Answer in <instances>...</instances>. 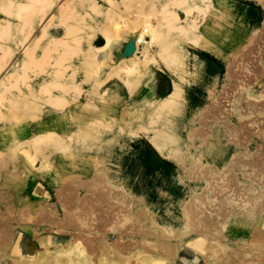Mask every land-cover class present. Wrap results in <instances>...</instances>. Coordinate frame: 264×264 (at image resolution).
<instances>
[{"label":"rangeland","instance_id":"374dc122","mask_svg":"<svg viewBox=\"0 0 264 264\" xmlns=\"http://www.w3.org/2000/svg\"><path fill=\"white\" fill-rule=\"evenodd\" d=\"M43 29L45 41L27 54L25 44ZM141 33L147 42L128 57L148 63L146 70L137 66V74V67H125V55ZM24 53L0 92V214H33L39 202L57 203L54 183L82 181L93 188L102 180L135 215L145 212L143 228L176 236L180 249L193 251L184 252L189 264H215L225 255L264 264V251L248 248H264V211L250 215L254 224L242 216L249 208L243 198L264 202V165L260 179L240 181V195L225 180L239 173V153L251 157L259 149L264 155L258 127H264V113L242 106L264 103V0H0L1 76L7 74L3 66ZM175 81L188 112L148 113L145 106L156 101L151 98L165 97ZM125 107L133 112L122 115ZM242 114L258 133L239 146L234 134L244 133ZM175 124L184 127L178 142H164L163 132L173 136ZM155 138L171 153L161 152ZM175 151L183 163L171 157ZM5 197L17 203L4 209ZM196 211L217 225L207 222L210 231L199 230L191 220ZM25 227L19 234L45 228ZM117 238L108 233L109 241ZM178 261L161 257L154 264H183ZM11 262L0 258V264Z\"/></svg>","mask_w":264,"mask_h":264},{"label":"bare ground","instance_id":"6f19581e","mask_svg":"<svg viewBox=\"0 0 264 264\" xmlns=\"http://www.w3.org/2000/svg\"><path fill=\"white\" fill-rule=\"evenodd\" d=\"M29 20L31 19L29 18ZM144 31H147L149 33L153 32V30L149 27L145 28ZM32 33L33 32H31V34ZM47 33L48 32L43 29L42 35L35 33L33 38L31 37V39H29L28 36H25V39L27 40L28 37L29 41L25 44V46L23 45V49H25L24 51L27 53L29 51V47L35 42L39 43L45 41L44 38L48 35ZM145 42L147 41L145 40L144 33H141V35L137 36L136 39L131 40L128 48L129 54L127 53L125 55L127 57L125 62L126 68L133 70L132 68L134 67V69H136L137 66H139V68L140 66H143V69H148V63H146L145 60L144 63L142 59L133 61L131 63L128 58L130 57V59H133V57L131 56H135L139 51L140 44ZM110 43L107 44L109 45ZM107 44L96 48L99 51L104 50L107 47ZM54 48L57 47L54 46ZM45 50L47 51V49ZM11 52L13 53V51ZM26 53H24L22 56H19V58H16L15 56L14 59L9 60L6 64V61L4 62L5 65L3 67L7 68V74L2 76L0 74V92L6 86V83H8L10 76L12 77V75L20 68ZM32 53L34 52L31 51L30 54L33 55ZM31 58L32 60H34L32 56L29 57V59ZM145 70L144 72H142V74L145 73ZM173 70H171L172 75L175 76L176 72ZM137 72H139L138 67L136 73ZM147 72L148 71H146V73ZM139 73L141 74V71ZM247 81L249 82V79L246 80L245 85L247 84L248 86H250ZM182 93L183 91L181 84L175 81L172 89L165 97L151 98V100L156 101L149 102L154 104L146 105L145 109H147L148 113L153 114H155L156 112L170 111L176 112V115H178V112L184 114L188 111L187 109H184V107L182 108L180 105ZM234 102H236V100H234ZM248 105H250V107H248ZM248 105L245 106L242 104V106L248 110H251V108H253L252 110H254L255 108V110L259 109L261 113H264V103L262 101H248ZM233 106L235 105L233 104ZM127 108L128 107H125L126 113H123L122 115H127V111L128 114L133 112L132 111L129 113V111H131L129 110L131 109V107H129L128 110ZM132 110H134V107L132 108ZM235 110L237 111L238 109L235 108ZM181 113L179 114L181 115ZM236 113H238V111ZM242 116H244L245 118V115L242 114L238 121L240 122L239 129H243L244 133L240 132L234 134V137L237 138L236 143L239 146L241 144H250V141H248L247 138L249 136H252L254 127L246 123V119L242 120ZM143 119L144 121H148L146 114L143 115L142 120ZM106 125L111 129L112 126H114L112 122L110 124L107 123ZM185 125L186 124H184V126ZM260 126L261 122L258 123V127L260 129L259 135L261 136L264 143V127L260 128ZM183 128L180 125H176L174 128V132L172 131L173 136H169L165 132H163L164 142H167L166 139L171 140V138L175 140V142H178L176 141V139H178L176 138V135L178 136V134H180L179 132H182ZM233 128L235 129L234 131H236L237 128ZM256 133H258V130L254 129L253 134ZM169 134L172 135L171 133ZM154 143L159 146L158 149L160 148V151L162 149L161 152H168L166 149H163L164 147L156 138L154 139ZM172 143H174V141ZM201 147L203 146L201 145ZM258 150L255 152V154H252L251 157H246L239 153V155L235 157L234 162V164L237 165L239 173L225 178V180H227L226 183L231 187H234L232 188L233 191H237L236 193H239V195L240 187H237L239 186L240 181L243 183L242 185H245V182H248L249 180L253 181V179H256L257 177L260 179V176H262L261 173L263 172H261V170L264 165V155L258 152ZM242 152L244 154L250 153L245 150ZM168 153H171V151ZM172 154L173 155H171V157H173L174 160L179 163L184 162V157L181 158L176 153V151ZM246 158L249 160H244ZM246 164L249 165L248 168L242 167ZM249 169L250 171L248 172ZM245 175H247L248 178H246ZM53 188L57 196V203L46 201H44L43 203L39 202V208L33 214L28 211L29 209L20 212L19 215L12 216L4 211L0 214V258L4 254L5 256L11 257V260L13 261L7 264H154L158 260H161V257H165L166 259L172 261V259L174 260L176 256L179 258L178 262L182 261L183 264H189V261H191V258L184 252H189L192 254L193 251L190 252L189 250H186L185 247L182 248V251V249L177 246L179 238H177L176 236L170 237L159 229L154 231L143 228L147 226L148 222V218L145 212L143 210H140L135 215L130 204L121 203L122 199L118 198L116 195H111L110 190L106 187L105 184H103L102 180L94 184L93 188H91L88 183H84L82 181H77L76 183H74V185H68V183H63V181L57 182L53 184ZM248 189L250 190L251 188ZM82 192L85 193L82 194ZM214 193L219 195V191H216ZM1 196L2 195H0V197ZM6 199L7 198L5 197V200ZM10 199H7V201L4 202V206L2 205L3 208L5 207L4 209H7L8 207L10 208L11 206H13V204L15 205L17 203L13 200L10 201ZM243 199V202H247V205H249L246 213L242 214L243 221H245V223L252 221V224H254V220L250 218V215L258 211H264V202L259 203L257 198ZM1 211L2 210H0V212ZM144 215H146L145 222H143ZM201 218L207 217L206 215H201L198 211L191 215V220L193 222H197L202 228H199V230L210 231V229L207 228L209 226V223L207 222H210L211 225L212 223H216L217 225V221L212 222L209 219ZM28 222L35 223L36 228H39L43 224L45 226V228H43L44 232H39V234L37 235L30 233L22 234V232L21 234H19L17 228L22 231L21 229H25V225ZM203 222H205V224ZM242 227H244L245 230L249 229L250 226L244 224ZM111 230L115 231L118 235V238L115 241L108 240V233ZM40 233H43V236H41ZM258 233L261 234V231H259ZM135 238L137 240V245H134L135 243H133L134 241L136 242V240H133ZM40 244L43 246L41 247ZM248 248H252V251L254 252L256 250H259L260 253L264 251V248L259 245L257 247H253V244H250ZM139 249H142V251H139ZM254 254L257 253L255 252ZM192 255L195 256L194 253ZM249 255L253 256V254L250 253ZM149 256H151L152 258H149ZM243 259L244 258L232 259L230 255H225L223 258L219 257L218 262L215 264H240L242 263Z\"/></svg>","mask_w":264,"mask_h":264},{"label":"crops","instance_id":"0c3cea01","mask_svg":"<svg viewBox=\"0 0 264 264\" xmlns=\"http://www.w3.org/2000/svg\"><path fill=\"white\" fill-rule=\"evenodd\" d=\"M97 1H99V2H101L102 3V1L103 0H97ZM106 4V3H105ZM107 5V4H106ZM119 10L120 11H123V10H125V6H123L121 3H120V5H119ZM101 39L103 40V37H101ZM105 39V38H104ZM106 41V39L104 40V42Z\"/></svg>","mask_w":264,"mask_h":264}]
</instances>
